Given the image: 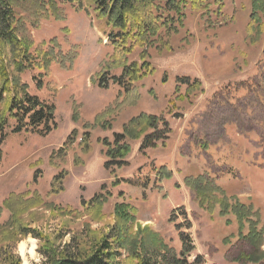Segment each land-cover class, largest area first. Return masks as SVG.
Returning a JSON list of instances; mask_svg holds the SVG:
<instances>
[{"label":"rangeland","instance_id":"1","mask_svg":"<svg viewBox=\"0 0 264 264\" xmlns=\"http://www.w3.org/2000/svg\"><path fill=\"white\" fill-rule=\"evenodd\" d=\"M260 1L183 0L173 10L172 5L162 9L163 0H152L149 9L161 7L158 23L165 26L151 45L134 44L129 53L112 47L110 26L87 0H59L57 15L33 12L36 4L28 0L15 3L17 34L34 55L47 53L48 61L44 72H11L29 93L54 104L55 120L44 136L15 131L14 119L0 131V264H16V259L19 264H45L48 253L88 252L116 222L118 203L134 209L130 213L138 244L136 257L120 251L121 264H165L164 256L180 257L176 224H184L182 210L191 222L185 231L194 244L188 261L199 255L203 264H264V259L248 261L254 249L241 238L255 225L263 231L264 250V133L255 158L244 164L230 137L215 139L220 151L233 150L231 158L236 156L234 161L211 163L213 173L222 177L204 170L203 164L210 162L198 157V144L207 141L198 139L203 132L202 117L198 119L201 95L242 93L245 67L254 63L264 69ZM143 61L149 72L127 94L111 81L106 88L98 86L99 76L100 81L118 76L124 65ZM260 75L264 77V70L256 73ZM3 97L0 116L10 94ZM140 113L167 121L169 138L139 152L143 136L152 131L144 129L128 140L129 164L106 170L103 139L111 141L114 131L121 132ZM86 130L89 150L81 143ZM70 134L73 142L64 145ZM161 165L172 176L157 181ZM97 195L104 198L90 210L89 202Z\"/></svg>","mask_w":264,"mask_h":264},{"label":"trees","instance_id":"2","mask_svg":"<svg viewBox=\"0 0 264 264\" xmlns=\"http://www.w3.org/2000/svg\"><path fill=\"white\" fill-rule=\"evenodd\" d=\"M22 0H0V100L4 99V94H10L8 99L6 113L0 116V131H3L9 119L16 121L14 130L17 132L28 131L44 136L50 133L54 127L55 106L53 103L39 99L37 95L28 92L25 83L20 84L17 76L13 75L11 68L15 73H21L30 68L42 69L46 71L45 60L46 54L34 55L28 45L17 34L18 18L15 16V3ZM36 4L33 12L47 14L55 13V9L59 8L57 2L59 0H28ZM92 6L94 12L102 17L106 24L110 26L107 32V38L112 47L123 53H129L134 44L139 46H149L153 43L154 37L157 35L159 28L165 24H159V18L163 17L159 10L161 7L154 8V12L149 7L152 0H87ZM183 0H163L164 8L172 5L173 10H178ZM199 1V0H198ZM259 0H254V2ZM79 4L81 0H78ZM263 0L258 3L261 5ZM27 7V6H26ZM255 12V11H254ZM257 12L254 13L256 15ZM253 16V14H252ZM166 18V17H164ZM165 21V19H163ZM7 50V51H6ZM7 52L9 60L5 53ZM149 72V64L146 61L138 64L131 62L123 66L121 73L116 76L112 75L102 81L100 76L97 79L98 86L106 88L109 81L117 84L124 94H127L132 88L133 83L140 80ZM44 73H40V77ZM33 77L32 79H34ZM40 80V79H39ZM40 83L38 87H40ZM161 124V125H160ZM151 128L152 131L146 133L139 145L138 151L143 152L149 148H155L158 142L168 139L171 129L164 119H160L156 115L140 113L138 116L130 119L121 132H114L112 140L103 139L105 147V155L107 160L104 162L106 170L121 168L127 166V156L130 152L129 139H136L144 132V129ZM73 130L71 132L74 133ZM68 135L64 145L71 141L72 135ZM81 140L84 149L89 150L88 138L89 131L86 130ZM172 171L161 165L156 170V179H169ZM201 181V178H199ZM198 181V178L195 179ZM139 186V185H137ZM142 186V185H140ZM145 188L144 186H142ZM201 189H198V192ZM52 192L56 189L52 187ZM206 199V196L203 195ZM104 198L101 195L94 196L89 202V209L92 210L95 203ZM132 208L126 203H118L115 206L116 222L109 228L108 233L99 242L95 243L88 252H68L54 255L48 253V259L45 264H121L120 251L126 255L136 257V247L134 244L133 227L135 225L134 215L130 213ZM134 211V209H132ZM180 210H182L180 208ZM184 218V224H176L179 231V240L181 243L180 257L172 256L171 258L164 256L165 264H203L202 258L196 255L192 261L187 258L194 249L193 240L189 233L185 230L190 229L191 222L186 212L181 211ZM173 221V220H172ZM184 228V230H181ZM248 242L254 249L249 255L248 261L258 263L264 259V250L260 248L263 245V231L258 230L255 225L249 229L248 233L241 237ZM48 252H50L48 250ZM144 260V259H143ZM144 261H142L143 263ZM16 264L18 259H16ZM146 264H149L148 262Z\"/></svg>","mask_w":264,"mask_h":264},{"label":"crops","instance_id":"3","mask_svg":"<svg viewBox=\"0 0 264 264\" xmlns=\"http://www.w3.org/2000/svg\"><path fill=\"white\" fill-rule=\"evenodd\" d=\"M263 70V68L262 70L259 69L258 65L254 63L245 67L244 72L246 73L243 74L245 83L241 88L242 93H203L201 95L198 102V114L200 113L201 116H198V119L202 117L201 130L203 132L198 136V139L207 137V141L205 146L198 144V157L202 159L203 163L210 162V164H203V168L204 170L210 169L211 174L215 177L219 175L222 177L223 175H215L213 173L215 170L213 168L214 165L211 163L214 161L219 162L222 159L224 161L227 158L232 160L236 157L231 158L233 154L235 155L233 150L227 153V151H220L217 148L219 140L216 142L215 139L217 137L220 138L221 134H224L225 137H230L232 140L230 145L235 144L238 146L240 149L238 156L243 164L246 159L250 158L252 160V158H255L254 156L260 150L258 140L264 133L262 131L264 130V77L260 75L257 78L256 73L259 75ZM219 78L227 79L230 76ZM212 108H215L220 113V117H215ZM221 108L227 111L226 115L220 110ZM252 144H257V146L251 148Z\"/></svg>","mask_w":264,"mask_h":264},{"label":"bare ground","instance_id":"4","mask_svg":"<svg viewBox=\"0 0 264 264\" xmlns=\"http://www.w3.org/2000/svg\"><path fill=\"white\" fill-rule=\"evenodd\" d=\"M19 251H20L22 256H25L26 251H25V245L24 244H21L19 246ZM30 253H31V251H30Z\"/></svg>","mask_w":264,"mask_h":264}]
</instances>
